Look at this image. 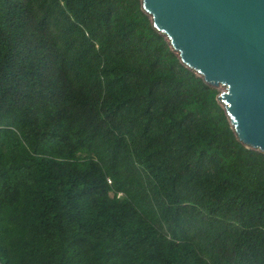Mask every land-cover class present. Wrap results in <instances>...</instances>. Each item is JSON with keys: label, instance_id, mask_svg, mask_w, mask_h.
I'll return each mask as SVG.
<instances>
[{"label": "trees", "instance_id": "obj_1", "mask_svg": "<svg viewBox=\"0 0 264 264\" xmlns=\"http://www.w3.org/2000/svg\"><path fill=\"white\" fill-rule=\"evenodd\" d=\"M142 0H0V264H264V153Z\"/></svg>", "mask_w": 264, "mask_h": 264}, {"label": "water", "instance_id": "obj_2", "mask_svg": "<svg viewBox=\"0 0 264 264\" xmlns=\"http://www.w3.org/2000/svg\"><path fill=\"white\" fill-rule=\"evenodd\" d=\"M142 7L183 64L220 90L237 138L264 153V0H142Z\"/></svg>", "mask_w": 264, "mask_h": 264}, {"label": "rangeland", "instance_id": "obj_3", "mask_svg": "<svg viewBox=\"0 0 264 264\" xmlns=\"http://www.w3.org/2000/svg\"><path fill=\"white\" fill-rule=\"evenodd\" d=\"M221 88H224V87H221Z\"/></svg>", "mask_w": 264, "mask_h": 264}]
</instances>
